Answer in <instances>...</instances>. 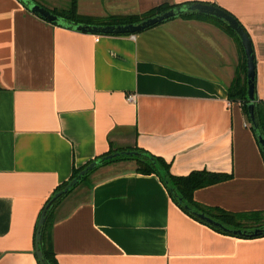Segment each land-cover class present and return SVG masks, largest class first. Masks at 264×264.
<instances>
[{"label": "crops", "instance_id": "crops-1", "mask_svg": "<svg viewBox=\"0 0 264 264\" xmlns=\"http://www.w3.org/2000/svg\"><path fill=\"white\" fill-rule=\"evenodd\" d=\"M34 1L47 10L68 2ZM78 3L81 16L100 19L163 4L226 11L252 41L255 97L264 101V0ZM242 55L213 22L178 17L137 35H92L0 0V264H39L35 236L47 202L75 169L111 150L144 149L171 163L175 176L232 174L196 191L195 201L264 213V157L242 106L228 99ZM53 221L60 264H264V237L198 222L135 162L97 169Z\"/></svg>", "mask_w": 264, "mask_h": 264}, {"label": "trees", "instance_id": "trees-1", "mask_svg": "<svg viewBox=\"0 0 264 264\" xmlns=\"http://www.w3.org/2000/svg\"><path fill=\"white\" fill-rule=\"evenodd\" d=\"M69 5L65 9L54 8L50 10L53 15L57 16L59 19L69 23L71 25H83V26H98V27H118V26H127V25H136L143 21H146L151 18H155L159 15L165 14L169 11H173L178 7L183 5H170L163 4L159 7H156L147 13L142 15H131V16H110L105 19L100 18H91L84 17L79 14V3L78 0H68ZM192 4H202V3H190L185 5ZM49 10V9H48ZM178 18V17H177ZM179 18L183 19H196L203 20L208 22H213L219 28H221L225 33L235 38L238 45L242 50V59L241 63L237 68L235 78L228 88V99L232 103H239L243 111L248 119L249 124L251 125V129L253 134L259 144L261 152L264 157L263 147L261 146L259 139L262 137L264 139V101L258 100L256 97L254 99L255 109H254V119H251L249 104L251 103L248 97V66L247 59L245 55L244 48L242 46L241 39L237 35L235 31H233L229 25L218 18L207 16L199 13L187 14L179 16ZM175 19V18H173ZM170 19V20H173ZM239 22V21H238ZM53 23V22H51ZM240 23V22H239ZM55 24V23H53ZM56 25V24H55ZM243 27V26H242ZM256 84V80H255ZM123 152H131L135 153L134 156L130 155H121L120 157L113 158L112 160L104 161L102 166L110 165L118 162H135L136 163V171L141 175H156L158 176L165 188L167 189L169 195L171 196L173 202L187 215L197 220L198 222L207 225L212 228L216 232H219L224 235L234 236L238 238L245 239H254L264 237V232L259 231L257 235H254L256 230L264 229V213H251V214H235L224 211L219 208H207L200 204H198L194 199V194L196 191L207 188L222 182L229 181L233 178L232 174H223V173H215L210 172L208 170L202 171H194L187 176H175L171 172V163L167 162L162 157L153 155L152 153L141 149L139 147L123 149V150H111L108 154L99 157L98 159H102L108 155L115 153H123ZM96 159V160H98ZM95 160V161H96ZM87 164L82 169H75L71 179L61 185L53 196L49 199L47 204L53 199V197L64 190L73 180L79 177L80 173L85 170L91 163ZM101 166V167H102ZM100 168V167H99ZM97 170V169H96ZM90 172L86 177L81 178L80 181L69 190L67 194L62 196L59 200L52 204L48 213L46 215L45 224L40 228L39 222L43 215V212L47 206L44 207L41 212L36 236H35V247L40 249L43 254V261L45 264H60L57 260L54 244H53V212L55 208L61 203V201L69 196L74 190L78 187L82 186L89 177L96 171ZM204 214L205 216L215 220L216 222L221 223L224 227H226L230 231H225L221 228L215 227L202 220L198 215ZM41 229V240L38 245V233ZM232 231V232H231ZM233 231H243L242 235H235ZM38 260V258H37ZM39 264L41 261L38 260Z\"/></svg>", "mask_w": 264, "mask_h": 264}, {"label": "water", "instance_id": "water-1", "mask_svg": "<svg viewBox=\"0 0 264 264\" xmlns=\"http://www.w3.org/2000/svg\"><path fill=\"white\" fill-rule=\"evenodd\" d=\"M25 7L32 12L33 14L49 21L55 23L59 27H63L75 32L85 33V34H92V35H137L140 34L150 28H153L155 26L161 25L170 19L177 18L182 15L187 14H193V13H199L207 16H212L215 18H218L220 20L225 21L229 27L237 33L239 38L241 39L242 46L245 51L246 59H247V66H248V97L250 100L249 104V111L251 119H254V109L255 104V80H256V65H255V55H254V49L252 45V41L245 31V29L242 27V25L238 22V20L233 17L231 14L227 13L226 11L217 8L215 6L211 5H205V4H192V5H183L181 7L176 8L173 11H169L165 14L159 15L155 18L148 19L146 21H143L136 25H127V26H118V27H98V26H83V25H71L69 23H66L65 21L59 19L57 16L53 15V13L50 10L45 9L44 7L37 4L34 0H20ZM259 142L261 146L263 147V153H264V139L260 137ZM121 155H130L134 156L135 153L131 152H123V153H115L108 155L102 159H98L91 163L85 170H83L79 177L73 180L64 190L57 193L53 199L47 204L43 215L40 219L39 226L42 228V226L45 224L46 221V215L48 213V210L52 206L53 203H55L57 200H59L62 196L67 194L70 189L74 185H76L81 178L86 177L90 172L99 169V167L102 166L104 161L112 160L113 158L120 157ZM202 220L206 221L212 226L221 228L225 231H230L226 227H224L221 223L216 222L215 220L205 216L204 214L198 215ZM259 231L264 232L263 230H256L254 232V235H257ZM232 232V231H231ZM235 235H242L244 234L243 231H233ZM38 247L39 242L41 240V229L38 233ZM36 256L38 260L41 261V264H45L43 261V254L40 249H37Z\"/></svg>", "mask_w": 264, "mask_h": 264}, {"label": "built area", "instance_id": "built-area-1", "mask_svg": "<svg viewBox=\"0 0 264 264\" xmlns=\"http://www.w3.org/2000/svg\"><path fill=\"white\" fill-rule=\"evenodd\" d=\"M127 102H129V103H136L137 102V96L136 95H134V94H131V95H128L127 96ZM229 105H231V103L229 102Z\"/></svg>", "mask_w": 264, "mask_h": 264}, {"label": "rangeland", "instance_id": "rangeland-1", "mask_svg": "<svg viewBox=\"0 0 264 264\" xmlns=\"http://www.w3.org/2000/svg\"><path fill=\"white\" fill-rule=\"evenodd\" d=\"M52 2H53V4H54V1H52ZM57 5H59V7H56V8H59V9H65V8L68 7L69 2H66V3H64V2H58Z\"/></svg>", "mask_w": 264, "mask_h": 264}]
</instances>
